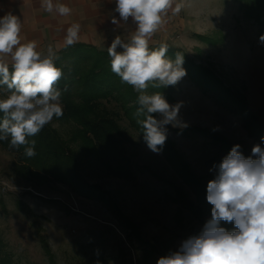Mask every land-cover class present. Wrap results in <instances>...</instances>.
<instances>
[{
    "label": "rangeland",
    "instance_id": "374dc122",
    "mask_svg": "<svg viewBox=\"0 0 264 264\" xmlns=\"http://www.w3.org/2000/svg\"><path fill=\"white\" fill-rule=\"evenodd\" d=\"M246 1L183 0L185 7L171 26L164 25L150 43L151 48L167 44L169 53H185L186 76L175 86L163 87L162 94L172 105L183 102L179 120L187 127H166L186 171L196 180L195 187L163 153L149 150L131 128L136 143L125 149L138 169L135 181L86 169L88 181L108 192L106 201L79 197L56 183L33 188L32 182L14 173L15 155L0 147L1 249L14 264H48L42 236L59 264H156L200 233L211 219L206 189L217 174L213 166L234 145H240L245 157L257 144L264 148V134L257 139L245 128L246 122L264 126V43L259 40L264 35V0ZM186 57L245 99L249 112L220 104L214 93L194 80L195 66H188ZM4 95L0 91V98ZM51 124L68 138L71 126L54 119ZM122 124L127 126L125 120ZM180 193L186 204L181 203L183 198L177 200ZM221 226L234 229L232 223Z\"/></svg>",
    "mask_w": 264,
    "mask_h": 264
},
{
    "label": "clouds",
    "instance_id": "9594fccd",
    "mask_svg": "<svg viewBox=\"0 0 264 264\" xmlns=\"http://www.w3.org/2000/svg\"><path fill=\"white\" fill-rule=\"evenodd\" d=\"M48 13L68 16L72 9L59 0H41ZM183 0H115L114 11L120 20L135 23L127 41L116 36L107 48L111 71L122 83L139 93L140 107L134 113L143 139L153 153H161L168 138L167 125L187 127L179 120L183 102L170 104L149 86L162 88L177 85L186 76L184 54L168 57L167 44L150 47V40L167 22L169 14L178 15ZM120 20L112 18L113 24ZM22 21L12 12L0 17V141L9 146H24L27 157L36 155V136L54 118L63 116L61 91L63 77L60 59L52 45L47 52L37 50L35 40L21 41ZM81 25L72 23L66 30L65 47L79 41ZM264 43V35L259 37ZM122 49V51H118ZM159 117V118H157ZM264 141V137L261 138ZM245 157L240 145H234L222 159L214 179L207 184L209 219L198 235L182 241L178 250L161 256L156 264H264V148L259 144ZM221 222L234 224L233 230Z\"/></svg>",
    "mask_w": 264,
    "mask_h": 264
},
{
    "label": "trees",
    "instance_id": "16d2710c",
    "mask_svg": "<svg viewBox=\"0 0 264 264\" xmlns=\"http://www.w3.org/2000/svg\"><path fill=\"white\" fill-rule=\"evenodd\" d=\"M178 52L185 55L182 51ZM175 53L168 52L167 55L174 60ZM58 56L60 59L56 64L63 70V77L57 85L62 93L63 116L54 120L72 127L68 138L49 123L36 136L28 138L36 140L34 157L25 155L24 146L19 149L11 148L10 138L0 141V147L15 155L12 166L14 173L21 179L32 182L33 188L56 183L79 197L106 201L108 192L88 181L86 169L95 168L127 181L138 178V169L125 149L126 144L136 143L129 128L135 130L143 139L142 129L134 116L140 107L138 93L131 86L122 83L111 71L110 57L106 51L78 44L66 47ZM186 59V62L189 61V58ZM187 64L195 66L191 61ZM191 74L195 76L194 80L198 84L217 96L220 104H226L245 114L249 112L245 99L234 95L207 70L195 66L194 70L191 67ZM149 88L163 94L166 92L163 87ZM112 104L115 105L110 107ZM2 118L3 114L0 113V120ZM250 118L256 119L253 114ZM124 120L127 126L122 124ZM245 128L257 139L260 138L259 134H264V126L258 123L253 125L252 122L248 125L246 122ZM161 153L175 164L184 180L195 187V178L186 171V163L178 155L169 137ZM184 199L185 196L180 193L177 200L186 204ZM206 204L211 207L208 202ZM1 205L6 209L4 201H1ZM112 207L115 208L116 205L112 204ZM2 241L3 236L0 234V264H14L10 254L2 251ZM41 248L48 264H59L47 238L43 236Z\"/></svg>",
    "mask_w": 264,
    "mask_h": 264
},
{
    "label": "crops",
    "instance_id": "0c3cea01",
    "mask_svg": "<svg viewBox=\"0 0 264 264\" xmlns=\"http://www.w3.org/2000/svg\"><path fill=\"white\" fill-rule=\"evenodd\" d=\"M59 2L72 9L70 15L60 16L55 12L44 11L41 0H0V17L7 12L17 15L23 25L21 41L35 40L38 44L37 50L45 54L49 45H52L56 52L66 48L64 37L72 23L81 25L79 41L74 45L94 46L104 51H107L116 36L126 40L130 32L135 30L136 25L131 18L127 23L120 20L119 14L114 11L115 0H59ZM176 16L170 13L165 25L171 26V21ZM113 17L120 20V23L113 24ZM162 29L163 27L152 39L157 37Z\"/></svg>",
    "mask_w": 264,
    "mask_h": 264
}]
</instances>
